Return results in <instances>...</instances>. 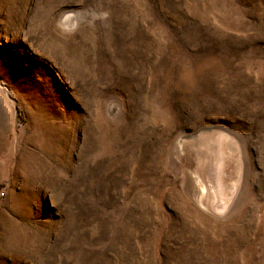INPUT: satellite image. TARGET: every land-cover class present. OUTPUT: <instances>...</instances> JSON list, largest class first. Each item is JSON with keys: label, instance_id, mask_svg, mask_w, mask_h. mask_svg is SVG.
<instances>
[{"label": "rangeland", "instance_id": "374dc122", "mask_svg": "<svg viewBox=\"0 0 264 264\" xmlns=\"http://www.w3.org/2000/svg\"><path fill=\"white\" fill-rule=\"evenodd\" d=\"M0 264H264V0H0Z\"/></svg>", "mask_w": 264, "mask_h": 264}]
</instances>
